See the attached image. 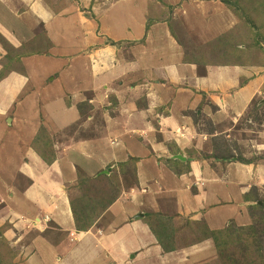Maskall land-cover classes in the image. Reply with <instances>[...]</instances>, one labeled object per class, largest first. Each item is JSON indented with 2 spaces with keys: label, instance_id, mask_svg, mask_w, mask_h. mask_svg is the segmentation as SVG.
<instances>
[{
  "label": "crops",
  "instance_id": "crops-1",
  "mask_svg": "<svg viewBox=\"0 0 264 264\" xmlns=\"http://www.w3.org/2000/svg\"><path fill=\"white\" fill-rule=\"evenodd\" d=\"M43 1L0 0V43L28 52L0 80V264L208 262L209 232L249 224L264 191V121L239 161L192 116L218 96L238 117L264 104V43L251 51L223 0H164L167 12L159 0ZM41 129L51 164L32 145L45 146ZM93 179L111 198L79 230L70 195Z\"/></svg>",
  "mask_w": 264,
  "mask_h": 264
},
{
  "label": "rangeland",
  "instance_id": "rangeland-1",
  "mask_svg": "<svg viewBox=\"0 0 264 264\" xmlns=\"http://www.w3.org/2000/svg\"><path fill=\"white\" fill-rule=\"evenodd\" d=\"M225 1L229 7H232L235 10L237 9V7L234 5V2L238 0H225ZM245 1H248L247 5L251 7L255 3L254 1H250V0H245ZM43 2L42 4H44L45 7L55 6L54 4L51 5L49 1L44 0ZM240 2L242 3V0H240ZM243 3L245 4L244 1ZM60 6H63V4H59V7ZM263 6H264V0H259V6H257V9L259 10H257L254 14H251L252 17H250L253 23L249 24L245 22L242 17H240L241 22L236 28V30H234V33L237 34L239 32L241 33L250 32L249 37L251 39L258 40L262 38L263 41L264 39V9L262 8ZM159 7L164 8L165 12H167V10L170 9L168 3L164 0H159ZM174 23L176 24L181 23L182 25V22L181 20L173 22V25L171 26L172 29L171 31L174 30L175 32H177L176 30L177 26ZM235 36L236 35H233L234 39L237 38ZM181 40L183 43H186L185 46L187 48H191L194 46L193 44L194 41L191 38H188V40L187 39L186 40L181 39ZM0 41H6V39L2 37L1 34H0ZM1 43L0 46H2L3 49L2 53L4 55L2 54L0 55V72L2 66L5 63H7L8 59L6 55L9 52L11 53L22 52V49L19 46L12 45L9 42L7 44L6 43L1 44ZM256 46L258 45L252 44L251 51L254 50ZM249 51H250V47H249ZM259 52L257 51L256 53ZM17 65L18 64L13 65L14 68H16ZM20 69H21L20 66L16 68V70H20ZM173 82L170 84H173ZM217 93H218L217 91H214V94L217 95ZM216 98L212 100L210 98H208L207 100L205 99L202 100L201 101L202 105L200 106L201 108L199 115L196 116V114H194V116L192 117L194 118V121H196V123H198L197 121H201L202 123L201 129H203L210 137H212L208 140L209 147H212V149L214 148V151L224 156V158L225 157L227 158L228 156L236 157L237 160L241 161L242 152L248 149V147L244 145L242 140L248 139L249 135L251 137L256 136L254 133L257 131L260 124H262V122L264 121V104H260L259 100L253 101L250 104V106L247 108L246 112L242 116L238 117L230 113L228 108L223 107L222 105L223 102L221 100L222 96L221 97L218 96V99ZM78 106H80L83 110L87 109V107L85 105L83 106L82 103L79 104ZM218 118L221 119L217 121ZM226 127L227 128L231 127L232 134H235V136L239 139V141L237 140L235 141L231 137L230 138L232 139V143H231L229 140L226 139V134L224 135L222 133L225 131L224 129H226ZM43 138L44 140H46L45 136ZM54 139H56V136L54 137ZM48 140L51 141V138L49 136H48ZM203 156H205V154H203ZM80 174L81 173H79V175ZM94 180L95 179L91 180L90 183L86 182L82 184V182H80L78 185L80 186V191L78 193L74 192L73 194L70 195L71 200H78V198L80 199L83 198V201H85V199L87 198L86 201L82 204L84 207L88 206L87 213L89 214H93L91 209L98 203L97 200H100L102 203H104L105 201L107 202L111 198V195L109 194L100 195V193H102L101 187L104 185V182L94 183L93 182ZM127 182L128 184L132 183L130 177L125 180V183ZM16 183L18 186L22 187L25 186L26 181L21 179L17 180L16 178ZM75 190H77V187L75 188ZM256 198L259 202H255L254 204H252L248 210L251 218L250 223L239 227L233 226L230 227L227 232L217 234V244L215 241V252H214L215 255L213 254V257L208 262L203 264H264V191ZM260 205L262 207H257ZM83 206L80 204V208L81 207L83 208ZM42 218L44 221H49L48 214L44 215ZM56 234H60V233L56 232ZM32 235L33 233H29L27 234V237H30ZM45 236L49 237L50 235L49 233H47Z\"/></svg>",
  "mask_w": 264,
  "mask_h": 264
},
{
  "label": "trees",
  "instance_id": "trees-1",
  "mask_svg": "<svg viewBox=\"0 0 264 264\" xmlns=\"http://www.w3.org/2000/svg\"><path fill=\"white\" fill-rule=\"evenodd\" d=\"M46 1H48V0H46ZM243 1L245 2V4L243 3ZM223 3L225 5H227L225 0H223ZM247 3H248V1L242 0V3H241L240 0H238V1L234 2V5L237 7V9L235 11L239 15V17H242L245 22L250 24V23H253L251 21L250 17H252L251 14L255 13V10H254L253 6L251 7V6L247 5ZM252 25H254V24H252ZM262 42L264 43V39L262 41V38H261V39H258V40L257 39H252L251 43L253 45H258L257 47H259V45H261ZM185 45H186V43H184V46ZM46 46L49 47L50 46V42L47 41ZM187 51L188 50H187V47H186V52ZM27 53L28 52H20V53H11V52H9L6 55V57L8 59L7 63H5L2 66V68H1L0 80L5 78L10 72L17 71L16 68L18 66L22 65L21 62H20V57L27 55ZM15 64H18L16 68H14V66H13ZM39 134L41 136V140H42L43 144L45 143V146H43V148L40 150V149H38L36 147L35 143L32 144V145L35 148L36 152L41 155V157L44 159V161L47 164H51L53 162V160H54V156L51 154V152L53 150L52 141L48 140V136H47L48 134L44 130L41 129ZM44 136L46 137V140H44V138H43ZM78 177H79L78 179H82V178H84V175L83 174L79 175V173H78ZM86 179H88V178H86ZM81 199H83V198H81ZM106 203L99 202V205L96 204L94 207H96V209L97 208L98 209L97 210L96 209H92L93 215L89 216L90 214L87 213V210L81 211V213H80L79 210L77 209V208H79V204L77 205V202L75 200H71V209H72V213H73L74 220H75V223H76V228L79 229V230H87L93 224L94 219L96 218V216L98 214H100V212L104 209L105 205H107ZM257 207H262V206L260 205V206H257ZM155 222H156V227L157 226L158 227L159 226H162V227L163 226H168L169 218H166V217L162 218V219L158 218ZM3 228H5V226ZM229 228L230 227H228L225 230L209 232V235L214 240V244H215V241H216V244H217V234H220V233H223V232H227ZM0 234H1V229H0ZM206 234L207 233L203 232L201 234V237L204 238L205 236H207ZM217 247H218V245H217Z\"/></svg>",
  "mask_w": 264,
  "mask_h": 264
}]
</instances>
